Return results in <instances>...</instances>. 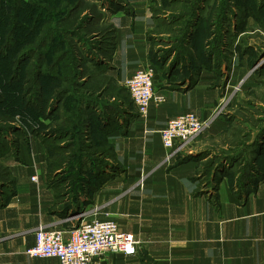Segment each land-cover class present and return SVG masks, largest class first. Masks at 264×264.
I'll return each mask as SVG.
<instances>
[{
	"label": "crops",
	"instance_id": "obj_1",
	"mask_svg": "<svg viewBox=\"0 0 264 264\" xmlns=\"http://www.w3.org/2000/svg\"><path fill=\"white\" fill-rule=\"evenodd\" d=\"M124 1L130 10L119 4L123 7H111L105 16L114 40L110 52L94 64L121 85L138 69L156 67L154 87L167 100L152 103L147 117L125 109L122 120L116 116L118 122L102 137L115 167L106 170L107 177L97 176L95 184L87 182L80 194H68L67 209L56 205L55 190L48 183L47 144L37 136L21 139L18 155L10 152L1 160L16 193L0 206V264H60L53 257H31L26 249L35 243L39 224L68 233L81 219L67 217L79 211L88 213L86 220L109 217L141 241L136 255H106L96 263L264 264V141L249 142L254 156L244 159V150H239L243 144L223 140L229 126L221 116L209 115L214 107L210 94L216 91L207 78L194 75L173 85L176 68L165 72L172 57L165 65L152 57L158 47L159 17L151 1ZM187 112L212 122L169 159L174 151L164 148L160 130L169 119ZM206 138L232 151L216 172V160L207 171L203 166L214 157L204 148ZM245 165V173H250L240 181ZM35 175L37 181L32 179Z\"/></svg>",
	"mask_w": 264,
	"mask_h": 264
},
{
	"label": "rangeland",
	"instance_id": "obj_2",
	"mask_svg": "<svg viewBox=\"0 0 264 264\" xmlns=\"http://www.w3.org/2000/svg\"><path fill=\"white\" fill-rule=\"evenodd\" d=\"M17 1L21 5L23 1L27 3L25 9L17 14L23 24L18 30L20 35L35 36L31 42L36 48L32 63L38 64L43 59L48 63L41 70L43 75L40 80L35 79L34 100L38 99V90H47L45 87L48 86V79L45 75L48 71L56 78L60 76V79L55 78L52 83L53 92L69 90L68 101L60 107L52 120L36 114L34 121L36 129L45 134L53 129L70 128L75 133L81 131L76 135L65 136L64 140H56L60 138V134L53 135L56 145L65 144L54 149L52 156L51 162L55 164V170L52 168V171L60 178V181H55V185L64 194L75 196L82 192L87 182H95L97 166L100 165L103 170L115 167L111 154L104 153V146L107 145L96 127L99 123H94L91 115L95 119L98 113L102 116L109 114L110 124H113L118 122L117 115L122 120L124 109L137 111L125 84H118L94 64L101 61L102 54L110 52L113 44L114 31L105 18L109 9H118V3L124 9H130L127 8L128 4H123L124 0ZM150 1L153 14L159 17V26L155 30V45L158 47L152 55L155 63L165 65L167 58L172 57L165 72L170 73L176 68L175 86L187 77L194 79V75L199 78L203 74L207 78V85L216 91L215 96L214 91L210 94L214 107L209 115L224 118L229 127L222 139L243 144V149L239 150H244V153L241 152L240 155H245L244 159H250L254 154L248 149V143H258V133L264 128V0ZM6 8H10L8 13L14 17V3L10 1ZM3 11L0 5V21L8 17L6 11L1 16ZM46 34H49V38L44 42L42 38ZM24 40H21L22 49L28 47ZM66 49L71 53L59 59L62 50ZM11 52L14 51L6 50L7 54ZM41 53L43 57L40 56ZM31 69L32 67L28 68ZM76 70L80 75L73 80L72 75ZM2 72L4 71L0 69V73ZM25 87L30 89L31 85L26 84ZM7 90L10 91V98L15 99L13 87L10 86ZM86 100L97 108V114H86L83 111L81 121L74 105L81 101L80 106H84ZM208 119L212 122L209 117L203 120ZM78 121L79 127L76 126ZM197 138L198 136L192 141ZM204 142V148H210L214 157H210L211 161L203 163V166L205 164L207 171L216 160L217 166L213 168L216 172L218 165L227 158V153L232 151L219 149V144L216 145L213 139L206 138ZM233 150L237 155L238 151ZM246 165L243 166L240 181L244 174L247 178L250 173H245L248 169ZM4 171L5 169L0 168V179L7 181ZM103 256L106 255L100 257ZM96 259L92 264H101L100 261L96 263Z\"/></svg>",
	"mask_w": 264,
	"mask_h": 264
},
{
	"label": "trees",
	"instance_id": "obj_3",
	"mask_svg": "<svg viewBox=\"0 0 264 264\" xmlns=\"http://www.w3.org/2000/svg\"><path fill=\"white\" fill-rule=\"evenodd\" d=\"M10 1L14 3V8H12L14 10V15H15L14 17H12L10 13H8L10 8H6L7 3H9ZM26 4L27 3L24 1H23V5H21L17 0H0V5L2 7V10H4L1 13V16L5 15V11L7 12V16H8L4 20L0 21V69L4 71L0 73V168L5 169L4 174L7 175L8 177L7 181H3L0 179V188L2 191V192L0 191L2 197V199L0 200V206L6 204L9 198L16 193L14 179L12 178L9 169L2 164L1 160L10 152H12L14 156H17L19 141L21 139L29 140L30 135H35L37 137L41 136L42 137L41 139L45 141V143L48 146V152H49V170L47 174L48 183L50 187H53L55 190L56 205H61V204L63 205L65 203L67 194H64L65 192L59 190L55 185V181L58 180L60 181V178L57 177V175H55V172L52 171V168L55 170L54 167L55 164H53L51 161H52V156L54 155V149L63 147L65 144L62 143L56 145L54 143L55 142L54 136L60 134V138H56V140H64L65 136L68 135L70 136L72 134L76 135V133L79 134L81 131L78 130L75 133L70 128L64 130L53 129L45 134L39 132L36 129V124L34 121L35 115L38 114L39 116H45V118L52 120V118L56 115V113H58L60 107L66 101H68L69 90L62 89L58 92H53L54 88L52 86L53 85L52 83L56 78V76H53L52 74H50V71H48V73L45 75V77L48 79L47 82L48 86L45 87L47 89L45 90L46 94L45 91L38 90V94H37L38 99L34 100L33 97V95H35L34 84L36 80L38 81L40 80V78L43 75L41 70L44 67V65L48 63L44 59L41 60L38 64L32 63L34 56L33 54L35 53L36 48L34 44H31V42L32 40H34L35 36H33V34L20 35V32L18 31L23 24L20 23L17 14L18 12L25 9L24 6ZM118 7H123V6L121 5L119 6L118 3ZM46 35H44V37L42 38L44 42H47L49 38V34ZM22 39H25L24 42L26 45L28 44V47L26 49H22L23 48V45L21 43ZM7 49H9V51L13 50L14 52L7 54L6 53ZM68 53H71V51L67 52V49L62 50L61 53L62 55H60L59 59H63L65 56L68 55ZM40 56L43 57V54L41 53ZM74 62L75 59L73 60V63ZM29 67H32V69L28 70ZM72 67H74L73 64ZM50 69L52 70V68ZM79 75L80 73H77V70L76 72L74 71L72 75L73 80H75V78L78 77ZM56 79H60V76H58ZM26 84L31 85V88L30 89L26 88L25 87ZM56 85H60V84H56ZM10 86L13 87L12 91L15 94L14 95L15 99L10 98L9 95L10 91L7 90V88ZM75 98L80 99L79 96H75ZM80 103L81 101H79L74 105L75 106L74 110L78 118L80 119L82 118L83 111L86 114H89L90 112L91 113L94 112L97 114L96 112L97 108L96 109L94 108L95 106H93V103L91 101L86 100L84 102V106H80ZM125 110L128 111V109ZM110 119L111 117H109V114L102 116L101 113L100 114L98 113L95 119H93L91 115V120H93L94 123L96 124L99 123L98 125H96V127L99 130H102L101 131L102 137H104L106 131L109 130L108 127L109 125H111ZM78 123L79 121L76 123V126H78ZM86 127L89 128L90 125H87ZM82 131L84 130L82 129ZM257 139H262L264 141V128L258 133ZM104 148H106L104 153H110L112 155V151L110 147L104 146ZM56 172H57V168H56ZM96 173H94L93 175L94 179H95V174L97 176L104 175L105 177H107V175L105 174L106 170H103V167H101L100 165L96 167ZM95 183H96V179L94 184ZM63 209H67L65 207V204Z\"/></svg>",
	"mask_w": 264,
	"mask_h": 264
},
{
	"label": "built area",
	"instance_id": "obj_4",
	"mask_svg": "<svg viewBox=\"0 0 264 264\" xmlns=\"http://www.w3.org/2000/svg\"><path fill=\"white\" fill-rule=\"evenodd\" d=\"M155 68L147 66L138 69L125 81L134 106L141 117H147L152 103L162 104L167 98L154 87ZM211 124L194 112H187L169 119L160 130L164 148L174 152L171 158L194 138L202 134ZM32 179L37 181V176ZM86 211L69 215L67 220L81 219V222L69 230L50 228L39 224L35 230V243L26 249L31 257H53L60 264H92L102 255H136L141 241L133 234L120 229L118 223L107 217H92L86 220Z\"/></svg>",
	"mask_w": 264,
	"mask_h": 264
}]
</instances>
